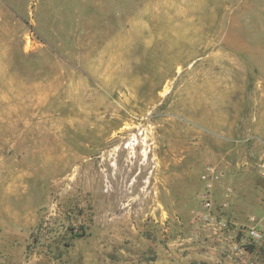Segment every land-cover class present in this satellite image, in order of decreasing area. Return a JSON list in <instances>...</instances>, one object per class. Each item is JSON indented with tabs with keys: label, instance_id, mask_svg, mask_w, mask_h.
I'll use <instances>...</instances> for the list:
<instances>
[{
	"label": "rangeland",
	"instance_id": "1",
	"mask_svg": "<svg viewBox=\"0 0 264 264\" xmlns=\"http://www.w3.org/2000/svg\"><path fill=\"white\" fill-rule=\"evenodd\" d=\"M262 67L264 0H0V264H264Z\"/></svg>",
	"mask_w": 264,
	"mask_h": 264
},
{
	"label": "built area",
	"instance_id": "2",
	"mask_svg": "<svg viewBox=\"0 0 264 264\" xmlns=\"http://www.w3.org/2000/svg\"><path fill=\"white\" fill-rule=\"evenodd\" d=\"M209 176L210 177L213 176L210 169H208V172L206 173V175L203 176L204 179H206L208 183H210L209 182L210 180L208 178ZM207 185L209 186L210 184H207ZM203 205H204L205 208H209L210 209L211 208V201L205 199ZM208 217H210V219L212 218L208 214V215L205 216V219H209ZM216 224H217V226H218V228L220 230H226L228 228V224H227L226 221L219 220V221L216 222ZM243 238L246 241L245 243L254 244V243H257V242H260V241L264 240V232L262 231V229L260 227H258L256 225H250L244 230V237ZM230 249L235 254H239V253L243 252L242 245L240 243H238V241H236V240L231 242Z\"/></svg>",
	"mask_w": 264,
	"mask_h": 264
},
{
	"label": "crops",
	"instance_id": "3",
	"mask_svg": "<svg viewBox=\"0 0 264 264\" xmlns=\"http://www.w3.org/2000/svg\"><path fill=\"white\" fill-rule=\"evenodd\" d=\"M262 68L264 69V67ZM250 115V131L248 133H251L264 145V110L261 111L258 109L252 112ZM262 177H264V169L260 170V176H258L260 179H263ZM258 197L264 198L263 195H258Z\"/></svg>",
	"mask_w": 264,
	"mask_h": 264
},
{
	"label": "bare ground",
	"instance_id": "4",
	"mask_svg": "<svg viewBox=\"0 0 264 264\" xmlns=\"http://www.w3.org/2000/svg\"><path fill=\"white\" fill-rule=\"evenodd\" d=\"M113 191V190H112ZM114 192V191H113Z\"/></svg>",
	"mask_w": 264,
	"mask_h": 264
}]
</instances>
